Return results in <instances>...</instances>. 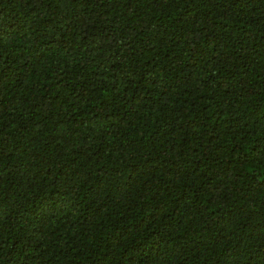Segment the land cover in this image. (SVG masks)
Returning a JSON list of instances; mask_svg holds the SVG:
<instances>
[{
  "label": "trees",
  "instance_id": "trees-1",
  "mask_svg": "<svg viewBox=\"0 0 264 264\" xmlns=\"http://www.w3.org/2000/svg\"><path fill=\"white\" fill-rule=\"evenodd\" d=\"M0 264H264V0H0Z\"/></svg>",
  "mask_w": 264,
  "mask_h": 264
}]
</instances>
